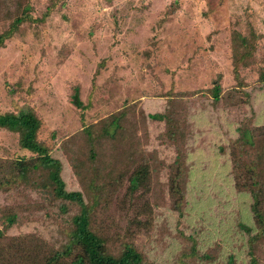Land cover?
I'll return each mask as SVG.
<instances>
[{
    "label": "rangeland",
    "instance_id": "1",
    "mask_svg": "<svg viewBox=\"0 0 264 264\" xmlns=\"http://www.w3.org/2000/svg\"><path fill=\"white\" fill-rule=\"evenodd\" d=\"M52 1L61 4L30 0L33 17L43 15L44 22L23 25L0 43V114L35 113L38 140L61 161L67 189L76 191L73 139L124 104L136 102L142 113L154 115L169 102L185 137L184 205L180 215L171 210L163 169V203L136 244L153 264H247L248 238L256 229L249 193L233 186L229 143L246 119L264 124V0H65L45 16ZM7 26L0 22V36ZM250 28L259 36L253 60L240 69L249 95L241 103L240 93H230L237 82L231 36L239 31L249 38ZM215 82L221 86L216 101L209 94ZM75 88L83 110L71 103ZM145 122L146 151L170 165L176 153L160 140L164 124ZM22 156L28 153L17 135L0 130V159ZM4 207L22 217L10 234L63 242L59 224L68 216L57 217L37 195L0 194Z\"/></svg>",
    "mask_w": 264,
    "mask_h": 264
},
{
    "label": "trees",
    "instance_id": "2",
    "mask_svg": "<svg viewBox=\"0 0 264 264\" xmlns=\"http://www.w3.org/2000/svg\"><path fill=\"white\" fill-rule=\"evenodd\" d=\"M52 1L45 13L65 0ZM46 18L33 17L30 0H0V22L8 26L0 43L23 25L42 23ZM248 38L239 31L231 36L233 74L237 81L232 93H240L241 103L249 95L242 91L240 69L254 58L256 41L250 28ZM264 80V77H260ZM214 101L221 86L215 82L209 89ZM229 93L227 94V96ZM72 105L83 110L79 89L75 88ZM165 104L161 113L146 115L138 103L123 105L118 111L93 124L73 139L75 151L71 168L79 190H68L63 180V165L51 155V149L38 140L41 126L32 110L17 114H0V130L17 135L21 150L28 153L15 159H0V194L27 191L42 198L57 210L64 240L53 245L36 233L10 234L21 218L10 207L0 210V264H153L136 244L139 235L148 234L163 203L158 178L166 171L168 204L180 215L184 205L185 144L179 116ZM164 124L161 142L174 148L176 157L163 166L156 151H146V119ZM141 134H140V133ZM229 159L233 186L237 192H248L255 233L248 238L247 264H264V124L252 126L245 120L230 140ZM106 168V172H101ZM98 180L100 182H98ZM123 189L120 197H117ZM114 200V201H113ZM115 210L110 216L109 212ZM57 222V221H56ZM194 249L190 246V253Z\"/></svg>",
    "mask_w": 264,
    "mask_h": 264
}]
</instances>
